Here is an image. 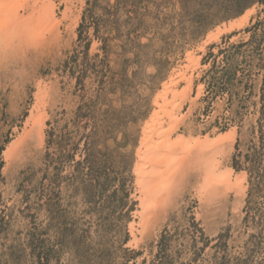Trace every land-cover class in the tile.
I'll use <instances>...</instances> for the list:
<instances>
[{
  "label": "rangeland",
  "instance_id": "374dc122",
  "mask_svg": "<svg viewBox=\"0 0 264 264\" xmlns=\"http://www.w3.org/2000/svg\"><path fill=\"white\" fill-rule=\"evenodd\" d=\"M54 1L57 31L0 49V264H264V0ZM254 7L245 28L206 42ZM188 51L201 59L175 133L235 126L227 162L246 186L204 198L186 168L134 248L143 128ZM39 80L43 143L27 121Z\"/></svg>",
  "mask_w": 264,
  "mask_h": 264
},
{
  "label": "bare ground",
  "instance_id": "6f19581e",
  "mask_svg": "<svg viewBox=\"0 0 264 264\" xmlns=\"http://www.w3.org/2000/svg\"><path fill=\"white\" fill-rule=\"evenodd\" d=\"M71 9L73 13V7L68 5L64 13L65 19L70 18L68 16L71 15L67 12ZM21 10H27V14H22ZM254 12L255 7L239 19L218 26L208 33L206 42L218 41L224 33L242 30ZM78 21L79 17H74L73 25L77 26ZM61 22L62 20L57 17L54 0H0V49L5 48L8 41V45L13 47L14 37L22 41L26 40L27 46L36 43L44 34L57 31ZM202 50H205L204 46ZM200 59L201 55L195 54L194 51L187 52L188 63L164 83L162 90L156 96L154 113L144 125L135 167L139 209L134 211V214L139 220L133 219L130 222L132 238L129 243L134 248H137L144 239V234L139 235L138 232L147 229L146 224L151 213L155 211L158 203L160 205L162 198L170 197L171 193L173 195L171 189L175 183L174 180L177 175L181 177L186 174V168L193 169L197 173V182L195 181L197 184L194 187L204 198L218 194L219 190L225 192L235 190L237 193H242L246 186L245 173L232 169L227 162L237 138L235 126L231 125L232 127L227 131H218L213 135L209 133L200 135L190 128L184 134L175 133L182 120L183 103L191 97L193 89V78L192 75L188 76V73L198 69ZM181 81L184 85L179 89L178 85ZM37 84L39 87L37 105L27 121L43 143L45 120L42 110H44L49 90L47 83L43 80H39ZM198 91L200 95L203 87L199 86ZM24 137H27L26 130L21 138L19 136L13 140L4 150L8 160L23 143Z\"/></svg>",
  "mask_w": 264,
  "mask_h": 264
}]
</instances>
